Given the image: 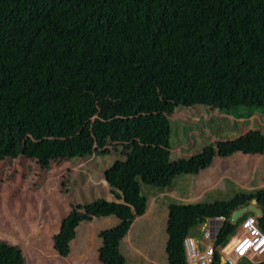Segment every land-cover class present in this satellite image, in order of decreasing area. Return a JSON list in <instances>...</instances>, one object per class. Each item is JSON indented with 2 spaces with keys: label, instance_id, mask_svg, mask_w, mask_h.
<instances>
[{
  "label": "rangeland",
  "instance_id": "obj_1",
  "mask_svg": "<svg viewBox=\"0 0 264 264\" xmlns=\"http://www.w3.org/2000/svg\"><path fill=\"white\" fill-rule=\"evenodd\" d=\"M203 4L200 0L199 4L192 5H129L113 1L98 7L85 6L72 10L68 27L70 32L88 35L116 26L117 41L99 57L82 55L72 59L67 55H49L42 71L23 78V97L64 101L77 94V82L86 78L98 81L132 79L140 73L137 51H171L172 45L179 40L185 41L187 33L206 21ZM4 19V23L0 20V38L5 40L27 24V16L21 9ZM209 47L215 63L219 59L217 54L220 57L229 50H238L232 63L226 62L228 66L234 64L236 68L243 69L235 77L231 88L235 90L237 86H246V83L254 86L255 90L246 86L243 103L254 104L256 108L236 107L230 113L221 111L219 106L223 99L220 97L226 98V92L222 95L212 88L211 95L218 96L217 105L198 103L197 99H193L197 103L190 101L193 97L190 87L202 90L210 86L209 69H205L185 74L179 87L169 86V89L159 84L161 80L152 79L144 96L136 101L95 97L85 119L78 127L71 126L72 129L67 127L53 134L21 130L16 143L10 144V147L8 145L10 155L0 158V264H15L18 261L23 264H71L56 256L53 236L70 210L100 197H113L107 188L109 185L100 184L99 181L103 178L105 165L115 159L116 152L126 151L138 143L154 151L168 150L173 157H188L209 141L205 138L210 133L206 131L207 125L217 132L218 128L224 127L218 124L224 114L235 117V113L239 112L243 116L249 110L252 112L250 116L239 118L255 115L251 125L264 134V28L254 25L242 15L222 16ZM241 47H245V51L242 52ZM251 64L263 69L257 73V77H249ZM5 67L6 59L1 53L0 100L12 87ZM245 72L248 76L244 75ZM220 77L221 73L214 79L219 82ZM254 96L258 97L256 102ZM246 122L249 124L250 120L242 122L245 128L241 131L249 129L250 125L248 127ZM228 134L217 132L215 136L226 138V135L230 137ZM212 136V141H216V137L214 139ZM109 153L112 155L106 156ZM235 156V159L224 161L216 159L211 165L217 166L215 172L218 170L233 176L239 169L237 166L232 168V162L244 163L248 159V155ZM255 162H258V167L253 177L260 178L261 182L264 178V159L256 158ZM207 169L199 172L198 175H202L198 181L194 175L181 176L178 186L185 188L191 185L193 194L198 196L202 192L200 187L221 181L219 187L206 193L202 203L228 201L239 192L248 193L258 189H245L243 185L246 179L239 185L230 178L219 180L211 171L207 175ZM203 182L208 183L201 185ZM146 190L144 188L143 192ZM240 220L239 217L237 222ZM163 222H166V218ZM161 223L154 229L144 221L139 225L138 229L142 230L137 234L140 239L146 233L144 240L152 252L150 256L167 264L168 236L166 226H159ZM88 227L86 224L78 230L71 244L72 250H79L82 244L85 246L93 242L95 237L89 236ZM155 230L157 232L153 233ZM193 230L195 232L197 228Z\"/></svg>",
  "mask_w": 264,
  "mask_h": 264
},
{
  "label": "trees",
  "instance_id": "obj_2",
  "mask_svg": "<svg viewBox=\"0 0 264 264\" xmlns=\"http://www.w3.org/2000/svg\"><path fill=\"white\" fill-rule=\"evenodd\" d=\"M113 1H122L129 5L199 4V0H0V20L3 23L4 18L12 16L20 9L27 16V24L11 33L10 39L0 38V54L2 53L6 59L5 69L10 75L12 85L8 94L0 100V158L10 155L8 145L10 147V144L16 143L21 130L53 134L67 127V129H72L71 126L78 127L89 112L93 98L113 97L119 101H136L144 96L152 79L161 80L159 84L169 89V86L179 87L180 80L185 74L209 69L210 86L202 90L199 87L195 89L190 87V90H193L190 101L217 105L218 96L211 95L212 88L222 95L226 92V98L220 97L223 99L221 107L219 106L221 111L230 113L236 107L256 108L254 104L243 103L246 86L250 90L252 88L255 90L254 86L246 83V86H237L235 90L231 88L235 77L240 75L243 69L236 68L234 64L228 66L226 62L231 64L239 53L238 50L235 52L229 50L220 57L217 54L219 59L215 63L212 60L209 43L216 35L222 16L242 15L254 25L258 24L260 28H264V0H200L204 3L206 21L187 33L185 41L179 40L172 45L171 51L163 49L137 51L140 73L132 79L98 81L86 78L77 82V94L64 101L24 98L21 86L23 78L42 71L49 55H67L72 59H78L82 55L99 57L110 49L117 41L116 26L88 35L72 33L68 27L72 20V10L85 6L98 7ZM243 51L245 47L242 48ZM250 67L249 77H257V73L263 70L252 64ZM220 73L221 80L217 82L214 78ZM244 75L248 76L247 72ZM184 98L186 99V96ZM193 99H197V102ZM253 99L256 102L258 97L254 96ZM251 113L249 110L243 116L241 114L236 116L248 117ZM119 154L113 165L104 171V175L113 193L122 201H108L100 197L70 210L52 239L54 251L60 256L69 255L70 243L75 239L77 229L81 225L93 219L111 216L118 221L114 226L99 232L98 237L102 243L98 248V257L103 264H125V257L119 251V244L132 222L147 210L148 197L143 192L144 188L155 189L157 192L169 190L178 177L197 175L209 167L216 157L226 159L237 154L264 155V134L258 129H252L234 139L209 141L188 157H173L168 150L154 151L153 148L138 143ZM252 200H256V205L262 212L257 218V223L264 232V186L253 192H239L228 201L168 204L167 264H187L183 238L190 235L200 224L206 223L209 218L216 216L226 218L216 242L217 245L224 244L237 226L230 221L232 213L247 206ZM247 214L250 213H245L240 218ZM15 264L23 262L18 261ZM215 264H219L218 255Z\"/></svg>",
  "mask_w": 264,
  "mask_h": 264
},
{
  "label": "crops",
  "instance_id": "obj_3",
  "mask_svg": "<svg viewBox=\"0 0 264 264\" xmlns=\"http://www.w3.org/2000/svg\"><path fill=\"white\" fill-rule=\"evenodd\" d=\"M236 114H239V112L235 113V117L222 114L224 116V118L218 122V124H223L224 127L220 126L221 128L220 129L218 128L217 132L222 133V134L229 133L228 135H230V137L227 135H226V138L215 136L217 134V132L215 130H213L212 128L210 129L209 126L206 124L207 125L206 127L208 129V130L206 129V131L207 132L209 131L210 133H208V135H206L205 138H207V140H209L210 142H216L219 139H234L240 135L245 134L249 130L254 129L252 127L253 125H251V124H252L253 119L256 117L255 115H253L249 118H239V117L237 118ZM229 120H235V122L233 123V121L231 122ZM248 120H250V123L247 124V122H246V124L248 127L250 125L249 129L246 131H241L242 128H245V127H242V122L248 121ZM211 135H213L212 138H214V139L216 137V141H212ZM209 141L206 142L204 145L209 143ZM114 148H112V149H114ZM119 153H121V152H116L114 154L116 157H118L120 155ZM110 155H112V154H110V153L106 154V156H110ZM237 155H241V154H237ZM116 157L114 160H112L110 162V164L105 165L106 167L104 168V170L102 172V176H101L103 178L101 181H99L100 184L108 185L107 180L105 179L104 171L113 165L114 161L116 160ZM234 157H236V156H233L231 158H226V159L216 157L213 160V162L216 159L220 160V161L221 160L224 161V160H229V159H235ZM261 157H263V159H264V155H248L247 160L244 161L242 159V161H244V163L239 162V161L238 162H232L231 167L233 168L234 166H237V168L239 169V170H237L236 173H234L235 175H233V176H230V173L226 174V173L220 172L218 170H216V172H215V169H217L216 165H214V166L210 165L208 167V169L206 168L207 171L209 172V173L208 172H206V173H207V175H210L211 172L215 173L217 179H219V180H223L225 178H230L231 180H233L235 182L236 185H239L240 183L244 182V179H246L243 187L245 189H248V190H250L252 188H261L263 186V183H264V178L260 182V178H257L256 176L253 177V173L255 175L256 169L258 167V162H255V160H256V158H261ZM240 163H243V164L240 165ZM206 169H204L202 171H205ZM227 172H229V171L227 170ZM198 174H197V176L194 175L196 181H198L197 179H199V176L202 175V174H200V175H198ZM180 178H182V177L181 176L178 177L177 180L175 181L173 187L169 190L157 192L155 189L148 188L145 191V193L148 197L147 210L142 216L137 217L132 222L128 232L122 238V240L120 241V244H119V251L125 257V264H162L157 259V257L155 258V257L150 256L152 252H151L150 248L148 247V243L146 242V240H144L146 233L143 235L144 238L139 239V235L137 234V232L142 230V228L138 229L139 225L142 222L147 221L149 223L150 227L156 229L157 224L162 222L161 225H159V226L165 225L166 231H167V221H168L167 206H168V204L176 203V202H182V203L191 202V200L193 202H201V200L204 198L206 193L214 190L217 187H219L218 185L221 182V181H218V183H216L217 181H215L214 183L211 182V184H209L210 186L200 187L202 192L198 196L197 195L195 196V194H193L194 192H193V188L191 185L187 186L185 188L184 187L180 188L178 186V182H179ZM208 182H206V183L203 182V184H201V183L200 184L206 185ZM107 188L109 189L110 195H113V197L105 198L106 200L115 201V202H121L122 201L121 199L116 197V195L113 193V190L111 188H109V187H107ZM196 188H198L197 184H196ZM192 197H194V198H192ZM195 198H197V199L193 200ZM160 213L161 214L163 213V215H159ZM165 218H166V222H163V220ZM117 221L118 220L115 217L110 216V217H104V218H99V219H93L90 222L84 223L77 230L82 228L84 225L88 224L89 230L87 233H89L90 237H91V235H93L95 237V238H93V242L90 244L87 243V245H85V246L82 244L81 247L79 248V250H72V247H71V244L73 242L72 241L70 243V253L67 257H62L58 253H56V256L58 258H60L62 261H67V262H70L71 264H72L71 261H73L74 264H103V263H101V261L99 260V257H98V248H99L100 244L102 243L101 239L98 237V234L100 231L114 226L117 223ZM106 226H108V227L106 228ZM201 226H202V224L197 226L196 227L197 230L195 232L193 230L191 232L190 236L198 237L200 230H201ZM156 232H157V230L153 231V233H156ZM166 234H167V232H166ZM145 243H147V245H145ZM167 245H168V243L166 242V247H167Z\"/></svg>",
  "mask_w": 264,
  "mask_h": 264
},
{
  "label": "built area",
  "instance_id": "obj_4",
  "mask_svg": "<svg viewBox=\"0 0 264 264\" xmlns=\"http://www.w3.org/2000/svg\"><path fill=\"white\" fill-rule=\"evenodd\" d=\"M255 214H247L237 223L234 232L222 245L217 237L226 218L216 216L202 224L198 237L183 238L184 256L187 264H264V232L257 223Z\"/></svg>",
  "mask_w": 264,
  "mask_h": 264
},
{
  "label": "water",
  "instance_id": "obj_5",
  "mask_svg": "<svg viewBox=\"0 0 264 264\" xmlns=\"http://www.w3.org/2000/svg\"><path fill=\"white\" fill-rule=\"evenodd\" d=\"M245 213L255 214L257 217L262 215L261 210L256 205V200H252L250 204L247 206L241 207L234 211L231 215V221L235 222L239 217H241Z\"/></svg>",
  "mask_w": 264,
  "mask_h": 264
}]
</instances>
